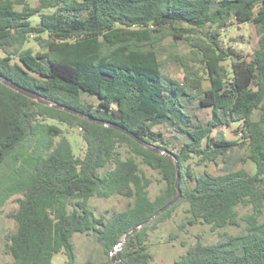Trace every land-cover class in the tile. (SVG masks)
I'll use <instances>...</instances> for the list:
<instances>
[{"label":"trees","instance_id":"16d2710c","mask_svg":"<svg viewBox=\"0 0 264 264\" xmlns=\"http://www.w3.org/2000/svg\"><path fill=\"white\" fill-rule=\"evenodd\" d=\"M35 1L0 0V74L111 126L42 105L0 83V169L10 167L0 176V212L20 196L9 215L17 228L6 244L13 264H54L62 252L65 264H76L75 234L93 233L110 256L121 239L177 196L176 160L181 199L126 240L122 264L153 261L150 232L182 203L189 206V225L241 230L219 233L214 243L197 240L174 264H264V0ZM242 24L253 25L259 36L250 58L221 39L222 30ZM169 37L192 48L205 77L198 70L182 81L164 75L159 49ZM31 38L45 52L24 49ZM196 102L199 110L211 111L207 121L191 113ZM48 119L82 129L83 157ZM231 123L239 124L237 140L214 137ZM126 145L131 153L124 159ZM237 148L247 151L254 173L227 166ZM194 158L205 167L226 165L219 175L198 174L190 167ZM138 159L165 182L155 199ZM114 195L133 199L132 206L109 218L96 216L91 199ZM240 206L251 212L241 216Z\"/></svg>","mask_w":264,"mask_h":264},{"label":"rangeland","instance_id":"374dc122","mask_svg":"<svg viewBox=\"0 0 264 264\" xmlns=\"http://www.w3.org/2000/svg\"><path fill=\"white\" fill-rule=\"evenodd\" d=\"M30 4L35 6L37 2L30 0ZM34 24L39 23V17L32 18ZM221 39L225 47L234 48L236 51L242 53L246 58H250L254 52V49L258 45L259 36L256 29L251 24L231 25L221 31ZM24 49H31L34 54L39 52H45L44 48H41L35 39L31 38L30 41L24 46ZM191 47L185 42H175L172 37L166 38L161 48L159 49V58L162 62V71L165 76L172 77L182 81L185 74L192 70H198L200 75L205 77V73L202 69L201 63L194 61L191 56ZM181 59L185 60V65H182ZM19 61L15 58V62ZM229 66V61L224 63ZM205 85L208 82H204ZM192 107L191 113L196 114L202 121H207L211 117L210 110H199L197 108L198 103L190 105ZM45 123L50 125H59L64 130L65 136L71 142L74 153L77 157H83L85 155L87 146L83 138V131L81 128H70L66 125L57 123L55 120H46ZM238 123H231L230 126H222L215 131L214 137H223L227 140H237ZM174 140L172 139V142ZM123 158H127L131 153V148L125 146L121 148ZM246 159L243 163L241 159ZM197 158L190 161V167L196 172L201 173L208 171L212 174L219 175L223 173L226 164L219 161L218 165L211 164L205 167L204 164L198 165ZM140 169L142 172L150 178L153 183L149 187L151 199H155L157 195L165 188V182L161 179V176L148 166L141 163ZM231 166L234 168L245 167L248 171L254 173V164L247 160V151L245 149H236L233 153V159ZM10 172V167L5 166L0 169V176L6 175ZM20 196L11 197L6 205L0 212V264H13V257L7 252V236L16 231L17 225L15 221L9 216L10 213L18 209L17 199ZM133 204V199L114 195L110 198H98L94 197L90 201L91 208L96 216L105 215L110 217L114 212H122L128 210ZM187 203H182L174 212L170 219L157 224L156 229L150 232L148 239V248L150 253L154 256L153 261L150 264H174L175 260L184 253L189 246L193 245L197 240H201L204 243H214L219 239V233L224 231L236 234L241 228L229 227L224 230H213L209 225H189L188 224V210ZM240 215H244L251 212V207L240 206L238 208ZM75 245L76 252V264H109L111 256H108L102 249L100 244L96 241L94 234H75L72 238ZM114 256L118 255V251H115ZM54 264H65L67 262L66 255L62 252L55 255ZM112 264V263H111Z\"/></svg>","mask_w":264,"mask_h":264},{"label":"water","instance_id":"95a60500","mask_svg":"<svg viewBox=\"0 0 264 264\" xmlns=\"http://www.w3.org/2000/svg\"><path fill=\"white\" fill-rule=\"evenodd\" d=\"M0 83H2L3 85H5L6 87L16 91L17 93L29 98L30 100L36 101L42 105H46L55 109H59L62 111H65L67 113H70L72 115H76L78 117H81L85 120L103 125V126H111L110 124L103 122L101 120L95 119L93 117L87 116L77 110L71 109L70 107L61 105V104H53L50 103L48 101H46L45 99L39 97L36 93H34L33 91H30L28 89H25L23 87H20L19 85H17L15 82H13L12 80L4 77L3 75L0 74ZM119 130H121L122 132L126 133L127 135H129L130 137H132L134 140H136L138 143L140 144H144L142 142V140H140L135 134L125 130V129H121V128H117ZM157 153H163V152H159L158 150H153ZM176 167H177V172H178V178H177V182H176V187H177V191L178 194L177 196L170 202L168 203L165 207H163L158 213H156L155 215H153L150 219H148L146 222L138 225L131 233H129L128 235H126L123 239L120 240V242L116 245V247L111 251V262L112 264H122L121 262V251H122V247L123 244L126 242L127 239H129L130 237H132L133 235H135L141 228L147 226L152 220L156 219L157 217L161 216L162 214L166 213L169 209H171L174 205L177 204V202L181 199L182 197V191L180 188V169H179V163L178 160H176ZM118 251V255L114 256V252Z\"/></svg>","mask_w":264,"mask_h":264}]
</instances>
